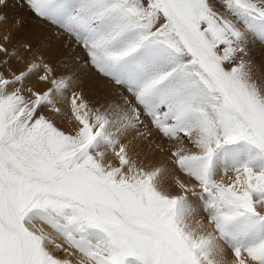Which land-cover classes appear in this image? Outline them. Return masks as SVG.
I'll return each instance as SVG.
<instances>
[{"label": "snow or ice", "instance_id": "obj_1", "mask_svg": "<svg viewBox=\"0 0 264 264\" xmlns=\"http://www.w3.org/2000/svg\"><path fill=\"white\" fill-rule=\"evenodd\" d=\"M18 5L112 90L90 99L47 38L0 32V264H264V0ZM137 138L192 182L169 190Z\"/></svg>", "mask_w": 264, "mask_h": 264}, {"label": "rangeland", "instance_id": "obj_2", "mask_svg": "<svg viewBox=\"0 0 264 264\" xmlns=\"http://www.w3.org/2000/svg\"><path fill=\"white\" fill-rule=\"evenodd\" d=\"M7 14L10 18H13V22L6 26L4 29H0V32L3 31H11L13 34V40L12 43H15L17 39L19 38H27L33 41V43H37L38 40L42 38H47L49 43L47 47L44 48L45 54L48 56V58L58 66L61 70H67L71 72L73 75H80L79 73L80 67H86V64H78L76 60L72 59L73 57H76L77 54H79L81 57L83 56V50L79 46H75L71 52H68L67 49L69 47L70 41H66L64 38V34H60L57 36V33L60 32L59 29H57L55 26L51 25L50 23H46L42 20L37 19L36 17L32 16L26 7L22 8L18 5V0H10V7L6 10ZM15 18H20L23 23L22 26L17 29ZM15 25V26H14ZM32 26V27H31ZM35 27V28H34ZM42 29V30H41ZM37 31V32H36ZM49 32L53 33L54 38L59 43V46H55L57 44L55 41H52L49 38ZM61 42V43H60ZM59 48V49H58ZM58 49V55L60 59L56 57L55 61H53V57L51 55V52H57ZM63 50V51H62ZM249 56L248 59L251 61L253 65V73L256 79L260 81H264V42H261L259 40L253 39L249 45ZM50 52V53H48ZM62 52V53H61ZM65 56H64V55ZM67 56V57H66ZM52 57V58H51ZM23 64H20L19 67H23ZM84 68V69H86ZM82 72V71H81ZM86 73L96 74L98 76H92L94 79L91 80L90 86H87L84 92H94L96 95H101L102 90H106L107 82L103 80L98 73L95 72L94 69L88 68ZM98 81V82H97ZM90 87V88H89ZM122 91V90H121ZM105 92L103 91V94ZM46 114H50L46 110ZM59 123V122H58ZM60 126L65 128L66 130L71 127V124L68 122H61ZM155 135V133H154ZM158 137L156 140L158 141ZM137 141H140L139 138L136 139ZM137 141H133V143H137ZM156 141H154L155 143ZM182 143L185 144V146L191 150L195 151L194 147L189 144L187 140H184ZM166 149H170L171 145L165 144ZM167 153H170L166 150ZM170 157V155H169ZM171 160V158H170ZM178 175L184 176V173L176 169V172ZM179 177V176H178ZM189 180V182H192L189 177L184 176ZM177 187V185H176Z\"/></svg>", "mask_w": 264, "mask_h": 264}, {"label": "bare ground", "instance_id": "obj_3", "mask_svg": "<svg viewBox=\"0 0 264 264\" xmlns=\"http://www.w3.org/2000/svg\"><path fill=\"white\" fill-rule=\"evenodd\" d=\"M49 38L52 41H55L57 43V44H55V46H59V43L54 38L53 33L49 32ZM58 49L56 50L57 52H54V51L51 52V55L53 57V61H55L56 57L58 59H60V57L58 55ZM48 53H50V52H48ZM84 68H86V67H83V68L80 67V70L81 69H83V70H81L82 72L80 71L79 73H77V74H80L79 76H80V79H81V87H82L83 91H85L87 86H90V83L92 82L91 80L94 79L92 76H98L95 73L94 74L86 73ZM111 90H112V86L107 83L106 90H102L101 95H99V94L96 95L94 92H91V91L84 92V93L90 99L97 100V99H103L104 97H106L108 95V92L111 91ZM103 91L105 92L104 94H103ZM58 122L59 123H61V122L63 123L65 121L62 120V121H58ZM135 141H137V140H135ZM135 145L140 149V155L142 157L147 156L149 165H159V166H163V167H166V168L170 169V173H169V176H168V182L170 184V189L169 190L178 191V187H176V184H175V180L176 179H180V180H183V181H185L187 183H191V182H189V180L187 178L184 177V176H186V174H184V176H182V175H178V173H175L176 169H178V168H176V166L174 165L172 160H170V157H169L170 153H167L166 151H164V152L153 151L152 147L150 145H147L146 142H142V141H137V143H135ZM225 181L227 182V178H225Z\"/></svg>", "mask_w": 264, "mask_h": 264}]
</instances>
